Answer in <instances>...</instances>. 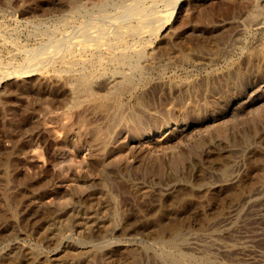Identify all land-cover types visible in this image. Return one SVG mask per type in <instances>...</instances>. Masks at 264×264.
<instances>
[{
    "label": "rangeland",
    "instance_id": "obj_1",
    "mask_svg": "<svg viewBox=\"0 0 264 264\" xmlns=\"http://www.w3.org/2000/svg\"><path fill=\"white\" fill-rule=\"evenodd\" d=\"M175 1V9L171 14L170 19L165 24H161L160 27L158 25V27L154 28L155 30H153V32H151V29H153V27H151L146 35L144 31V34H142V32L139 35L140 37L136 34L134 35L131 33L127 34L128 36H125L126 41L131 44V49L129 48L130 50L128 51H131L132 46L134 47L140 41L145 42L146 39V42L145 45L144 43L142 44V47L143 45L144 47L141 50L142 53L140 52L141 55L139 53V56L138 54L134 56L135 59L138 57L135 60V62L137 61L136 64H138V66L130 71L132 72L130 73L132 78V80L130 81V84L132 86L130 88L131 90H129L130 93L125 92L122 97L126 102H131V92H137L138 94L140 93V96H142L143 100H148L145 101V104H147L148 102L150 103H148L150 107L146 105L145 108L148 109L149 107L151 112L156 113H161L164 108L163 106H165L167 102L173 101V99L178 96L176 83L178 81H181L182 79H200L202 76L207 75L209 71H222L227 68L238 66L239 69L243 70L244 68L245 70L243 71L247 72L248 55L256 45L264 42V0ZM77 2L78 5L80 4L78 9L69 10V8L60 6L61 0H0L1 68L4 70L7 63L10 62L11 64L13 63V65H16L18 64V62H21V60L23 61L22 57L27 56V54H29V51H37L40 49L41 44H47L48 41H50L48 43H52L53 41H55V39L58 40L59 35L60 37H62V35L64 34H62V31H67L65 33L69 32V34L71 35L77 34L79 32L78 27L80 28L81 26L85 25L86 27H90L88 28L89 30L92 29V27H95L96 29V27L98 26L104 27L105 25L103 23L107 21H113V27L114 25H120L123 23H125L126 25L128 24V31H133V29L135 30L138 28V26L136 25H138L137 21L140 19L139 17L146 18L147 14H152L153 17H156V15L158 16L159 14V9H163L165 7L162 0H137L136 3H134L133 0H78ZM101 2H107V4H105L106 7L103 11L100 10L97 5ZM118 5L121 6L120 9L117 8ZM259 5H261V8ZM256 10H258V13L256 12ZM67 12L71 17L68 18L69 15L67 14ZM104 12H106L107 14ZM155 12L157 14H153ZM254 15L258 18L254 17ZM64 16L68 19V23L66 24L63 21ZM150 16H147V19H149L148 17ZM260 20H262L263 22ZM94 21H96L97 23L101 22V24L96 25V22ZM257 21L261 24H258ZM57 28L60 31L56 30V32L55 29ZM36 29H39L41 31ZM129 35L133 36L134 40L131 37L129 38ZM136 36H138V40ZM148 41L149 44L147 43ZM86 42L90 44L91 40H86ZM51 46L52 48H56L57 43H52ZM172 46L174 47V49H176L174 50ZM25 50L27 53H24ZM169 50H171V52ZM184 54H186L185 56L187 57H185ZM89 55L90 54L86 55L87 58H91L93 56L92 54L90 56ZM150 55L153 58V67H147L148 63H146L148 62V58L150 57ZM58 62L60 61H55V63H53V66H49L48 68H46V70H42V72L34 71V73H32V75L28 76L27 78L12 77L10 79H7L2 83V86H0V96L3 95L6 90H8V88L10 89L12 87L14 89L17 86V83L23 82L25 81V79H27L29 82L31 81L32 85L37 83L39 85V83L45 81H54L57 83L59 82V84L62 82L61 84H64L66 78L69 77V74L66 72H57L58 64L60 67V63ZM107 65L108 64L98 65L96 69L97 72L92 75L93 77H90L93 80L89 78L90 80L87 82V85L90 84L88 85L89 87L87 88L86 86L85 88L87 89L81 88L83 92L81 91V89H79L80 91L78 90V97H75L76 100H74L75 98L71 99L72 96L70 95V93L69 95H67V97H70H68V99H65L66 101L64 102H66V104L63 103L62 106H60V109H57L58 111L62 112L67 111V114L63 116L64 114L61 113L62 119L58 123L45 124L43 121L41 122V126L39 125L41 131L46 132L50 136V139H53L54 137V140L62 138L66 132V126H64L63 128V124H67L75 116H85L87 118V121L85 122L89 121L86 124L84 123L85 125L83 126L86 127L90 125L93 126L95 123L96 125H104L102 119L97 120V118H95L96 115H98V113L100 112V110H96L98 108H96L95 106L101 102V99L103 97V99H105V96L110 95L113 90H115L113 88L115 83H113L112 80L116 81V78L118 80V76L121 75L111 72V67ZM252 74L245 75L244 78L240 80V84H244L247 79L252 77ZM180 78L182 79L180 80ZM171 82L172 84H170ZM5 83L7 84V86ZM107 84H109V86H107ZM93 85L95 86L93 87ZM173 85L176 88H174ZM24 88L22 98L18 100V102H11L9 104L10 106L8 105V107H11L12 109L20 108L21 110L25 107L26 102L31 100L30 88L26 86ZM209 88L210 87H208V89ZM68 89L69 88H67V91ZM208 89H202L203 91L197 94V96H201H198V101L200 102V104H203V102L209 100V98L206 97H212V91L210 92ZM254 89V91L252 92L254 93L252 98H256L259 93H262L260 90H258V86L257 88L254 87ZM103 91H105V94L103 93ZM92 92H94V94H92ZM207 94H209V96ZM143 95H145L144 98ZM94 96L95 98H93ZM127 98L130 101H128ZM89 103L91 106H88ZM45 104L46 106H48L47 103ZM45 104L43 105L46 108ZM161 104H163V106H161ZM256 105H261L260 107H263L264 103L263 101H261ZM92 106L95 109H93ZM90 109H93L92 112H94L95 116L92 112H90ZM85 110L87 111V114ZM94 110L96 111V113ZM69 112L71 115L69 114ZM251 113L253 112L240 113L239 115L234 116L233 119H228L227 123H224V128L227 134H229L231 138L232 136L234 137V142L232 138L230 142L224 143L225 146H222V142L219 143L220 136L216 128L212 126H196L198 124V121H200L201 119H197L198 121L195 120L190 123H186L184 128V126H182L181 124L183 123L181 118L182 115L178 111L173 112L170 116H164L166 119L170 118L171 121H169V124L168 121L163 124V131L166 130V128H175V123H178L177 128H175L176 130L178 129V131H180V129L183 127L182 130L185 131V134L183 133L184 135L182 134L174 144L170 143V148L167 147V144L165 145L164 143H160L157 141L161 136L152 127H150L151 130L149 131V134H143L140 136L136 133H138V131H142L143 129H138L137 131H134L133 129H123L118 132L119 134L117 133L118 141H128L132 146L135 147V151L133 150V155H131L132 157H130V161H128L127 163L123 165L119 164V166L115 165V167H108L105 170H102L103 166L101 165L102 163L100 156L96 154L97 152L95 153V151L91 150L92 147H89V144L85 143L83 139L84 135H81L82 143L79 144L75 142L71 143L72 145L69 143L71 147H69V145L66 146L68 147L69 153L64 156L66 161L62 163L63 168L59 173L60 175L54 179L55 183L53 184V187L55 188H53V191L62 190L66 196L69 195V197L72 198L71 202L73 203L72 206L74 207H72L71 211L79 212V216L81 218L89 217V222L92 221L91 223L88 222L90 226H85V228L87 227L85 231L84 227L77 226L75 224L73 225L71 221L65 224H57L56 226L54 225L52 229V237L45 238L44 236H42V234L44 233V229H38L36 225L38 224L39 226L40 223L49 221L48 218H51V215L56 213L54 211H59L54 207V205H52V195L45 196L43 198H36L34 196H31L29 197L30 199H27L26 197L25 199L22 198V202V199H19L17 202H15V204L12 205L13 211L15 212L13 218L14 229H12L11 231L10 228L5 231L3 224H0V228L2 227L0 229V264H131L132 260V264L134 263V260H136V264H173L172 260L167 254L171 250L178 254H180V252L181 254H185V264H264V204H262L264 203V140L259 137L260 141H258V138L254 139V136H252L251 134V129L253 127L256 128V126H259L258 130L262 132L264 123L262 120L260 121V118L256 117L254 119V115ZM66 115L71 116V118L67 117ZM165 118L164 120L166 121ZM174 118L176 119L175 121H177L175 123L173 122ZM91 119L93 122L91 121ZM53 124L58 125L54 126ZM260 126H262L261 130ZM147 127L148 125L145 128ZM62 130H64V132ZM54 131H57L56 134L54 133ZM242 133H245L247 137H249L248 140H241L240 134ZM156 136L158 137L157 140ZM153 137L155 138V140ZM189 137L192 138V140H190ZM196 141L199 142V146L197 148V156L195 157L191 149H195L194 144H196ZM140 142H144L143 145L155 144L154 152H161L160 154H162L161 157L163 168V171H161V176V173H156L153 168H150L151 166L149 164L145 163V160L142 161L143 159L139 155L138 148H136V146H138ZM157 143L159 144V147ZM6 144L7 142H3L1 146L4 147ZM161 146H163V148ZM164 147L166 148L163 151ZM157 148L158 150H156ZM208 149H212L214 150V152L212 151L213 153L210 154V150L209 152L207 151ZM28 150L29 155H33V157L26 160L23 154H20L19 156L21 161H23L25 166H27V168H25V166H22V168L24 167V169H26H23V171H31V168L29 167L35 168L36 171H38V169H48V171L52 175L55 173L54 171H58L56 164H53L55 162L53 160L51 150L47 148L44 143H41L40 145L34 144L29 148H26V151ZM174 150L176 153H173L175 154L182 152V154L185 155L186 159L179 163L183 167L178 165V169L175 173L170 169L169 161L170 155L173 154L171 152ZM184 151H186L187 154ZM219 152L222 154V156L224 155L225 157H222ZM216 154L219 155L217 156ZM231 155H233V158ZM211 156L214 157L211 158ZM198 157L200 158V160ZM27 161L30 164H28ZM68 162L72 164L69 165ZM147 166L148 168L147 170H145ZM246 166L249 167L247 168ZM167 171L168 174H166ZM153 172L156 175L159 174L160 178ZM186 172H189V174H186ZM185 175L188 176L185 177ZM259 176H261V178H259ZM80 179H82L83 183L85 182L87 187L85 192L82 193L80 197L76 198L79 193L75 194L71 189H73L78 184V180L80 181ZM236 184H239V187ZM227 186H229V188ZM17 187H13L12 189H17ZM42 188L44 187H38L32 190L30 195H33L34 193L37 194L42 190ZM226 188L228 189V191H225V193L223 194ZM230 188H232L233 191H236L233 193L232 189ZM229 191H231L234 195L232 194L233 196L231 195V197H228L226 192L229 193ZM108 204H110V206ZM79 206L80 208H78ZM176 206L178 209L176 208ZM30 207L31 209H33L34 207V214H36V210L39 211H37V214L34 215L28 222L20 220V216L21 214L25 213V209L28 212L31 211ZM52 208L54 211L52 210ZM162 209L164 211V214H162L163 212H160L162 211ZM256 210L258 212H256ZM17 211L20 212L18 213ZM82 211L84 213H82ZM87 214L90 216H88ZM32 215L33 214L31 213V216ZM137 215H139L140 217H138ZM260 215H263V218ZM173 217L175 218L173 219ZM219 219H221L222 221H219ZM173 221L174 223L177 222L176 225L173 223ZM134 222H141L139 223L141 225L135 226ZM163 222L166 225V230L160 227ZM167 222H169V224H167ZM95 224L100 225L98 234H94L90 228ZM80 229H82L83 231H80ZM131 229L134 231H132ZM84 231L85 234H88L89 236H82ZM127 231L130 233H127ZM156 232L158 233L156 234ZM90 233H93V235ZM37 234L40 236H38ZM156 236H159L161 239ZM172 242L173 244H175V247L171 245ZM103 246H106L109 249H113L114 252L104 254V252L102 251H104V248L106 247ZM13 247L15 248L12 249ZM27 249L28 251H26ZM133 250L136 252H134ZM128 252L130 253L128 254Z\"/></svg>",
    "mask_w": 264,
    "mask_h": 264
},
{
    "label": "bare ground",
    "instance_id": "obj_2",
    "mask_svg": "<svg viewBox=\"0 0 264 264\" xmlns=\"http://www.w3.org/2000/svg\"><path fill=\"white\" fill-rule=\"evenodd\" d=\"M59 1V0H58ZM78 0H61V5L62 7L65 8H69V10H77L79 5L77 4ZM115 1V0H114ZM137 0H133L134 3H136ZM140 1V0H139ZM161 1V0H160ZM164 3V8L163 9H159V14L158 16L156 15V17L152 16V14L150 15H146V18L144 17H139L140 19L137 21L138 22V28L137 29H133V31H128L127 29V25L125 23L120 24V25H114L113 27V21H107L104 22L103 25L104 27H95L92 29H88L90 27H86L81 26L79 29V32L77 30V34H69L65 33L67 31H62V37H58V40L55 39V41H53L52 43H57V47L56 48H52V43H48L50 41H46L47 44H41L40 49L39 50H32L29 51V54H27V56H23V61L21 60V62H18V64L13 65V63H7V65L5 66V69L3 70L1 68V63H0V86H2V83L4 81H6L7 79H10L12 77H16V78H27L28 76L32 75V73H34V71L36 72H42V70H46V68H48L49 66H53V63H55V61H60L58 63H60V67L58 64V69L57 72H66L69 74V77L66 78V81L64 84H59V82H54V81H45V82H41L37 84L32 85L31 81L29 82L27 79H25V81L17 83V86L13 89L12 87L8 90H6V92L0 96V224H3V227L6 230L11 228L14 229V211H13V204H15V202H17L19 199L22 198H26L27 199L31 196H34L36 198H43L45 196H49L52 195V205H54V207L59 210V211H54L53 208L52 210L56 213L51 215V218H48L49 221H44V223H40L39 226L38 224L36 225L37 228H42L44 229V233H40L42 234V236H44L45 238L48 237H52V229L54 227V225L56 226L57 224L60 225L65 224L69 221H71L73 223V225H77V226H82L85 228V226H90L89 217H83L81 218L79 216V212H72V198L68 196H66L64 194V192L62 190H58V191H53V187L54 185V179L57 178L61 172V169L63 168L62 163L65 162V155H67L69 153L68 147H66L67 145H69V147H71V143H82V138L81 135H84V141L85 143L89 144V147L91 146V150L95 151L96 154H98L100 156L101 159V165L103 166L102 170H105L108 167H112L115 165L119 166V164H125L128 161H130V157H132L131 155H133V152L135 151V147L132 146L128 141H118V137H117V133L120 132L123 129H133L134 131H137L138 129H143L142 131H138V133H136L137 135H143V134H149V131L151 130L150 127L154 128V130L156 132H158V134H160L161 137H159V139L157 140V136H156V140L160 143H164L165 145L167 144V147H171V144L175 143V141H177V139L184 133L185 131L182 130V128L180 129V131H178V129L176 130L175 128H177L178 123H175L177 121H175L176 119L174 118V123H175V128H166V130H162L163 124H165V122L168 121V124L170 123L169 121H171L170 118H165L164 116H170L172 115L173 112L178 111L182 116V121L183 123L182 126H184L185 128V124L186 123H190L192 121L195 120H199L198 124L196 126H200V127H209L212 126L214 128L217 129V132L219 133V143L222 142V146L224 145V143H228L231 141V139L233 138V142H234V137L229 136V134H227L225 128H224V123H227V120L232 118L236 115H239L240 113H250L253 112L251 114L254 115V119L260 118V121L262 120L264 123V106L260 107L261 105H256L259 104L261 101H263L264 103V42L260 43L258 45H256L253 50L250 52V54L247 57V63H248V69L247 72L243 71L245 70L243 68V70L239 69L238 67H233V68H227L225 70L222 71H209L207 75L202 76L200 79H182L180 78L181 81H176V87L174 86V88H176L178 90V96L173 99V101L167 102L165 104V106H163V104H161V106H163V111L161 113H156V112H151V110L149 109V104H145V101H148L146 98V100L142 99V96H140L141 94L139 93H134L131 92V102H126L123 99V94L125 92H129V90H131L130 88L131 86V74L132 72H130L131 70H133L135 67L138 66L137 61L135 62V60L138 58H134V56H136V54H138L141 52L142 53V48L145 45V42L140 41L139 43H137L134 47L132 46V50H130L131 48V44L128 43L125 39V36H128L127 34H136V35H140L142 32V34H144L145 31V35L146 33H148V30L151 29V27H153V29H151L153 32V30H155V27H160L161 24H165L171 17V14L173 13L174 9H175V0H162ZM110 2V1H109ZM112 2V1H111ZM127 3V2H126ZM105 4H107V2H101L98 5V8L100 10H104L105 9ZM122 4V3H121ZM258 4V3H257ZM113 5V4H112ZM125 5V4H124ZM51 6V5H50ZM123 6V5H122ZM261 8V5H259ZM120 5L117 6V8L120 9ZM124 7V6H123ZM43 8V7H42ZM27 9V8H26ZM44 9V8H43ZM118 9V10H119ZM140 9V8H139ZM25 10V8H24ZM31 10V9H30ZM116 11V10H115ZM255 11V10H254ZM258 10H256L257 12ZM31 12V11H30ZM100 12V11H99ZM254 12V13H256ZM27 13V12H25ZM103 13V12H102ZM106 13V12H104ZM258 13V12H257ZM260 13V12H259ZM68 14V12H67ZM71 14V13H70ZM107 14V13H106ZM142 14V13H140ZM139 14V15H140ZM153 14H157L156 12ZM69 15V14H68ZM253 15V14H252ZM261 15V14H260ZM66 16V15H65ZM63 17V21L66 23H68V19L66 17ZM102 16V15H101ZM147 16L149 19H147ZM71 17L70 15L68 16V18ZM207 17V16H205ZM254 17H257L254 15ZM260 17V16H259ZM258 18V17H257ZM200 19V18H199ZM208 19V18H207ZM254 19V18H253ZM61 20V19H60ZM191 20V19H190ZM264 20V19H263ZM92 21V20H91ZM199 21V20H198ZM204 21V20H203ZM255 21V20H254ZM259 21V20H258ZM257 21V22H258ZM262 21V20H260ZM96 22V21H94ZM103 22V21H102ZM112 22V23H111ZM200 22V21H199ZM252 22V20H251ZM263 22V21H262ZM91 23V22H89ZM106 23V24H105ZM169 23V22H168ZM206 23V21H205ZM96 25L101 24V22L99 23H95ZM94 24V25H95ZM112 24V25H111ZM202 24V23H201ZM258 24H261L258 22ZM263 24V23H262ZM92 25V26H94ZM255 25V23H254ZM257 25V24H256ZM102 26V25H101ZM163 26V25H162ZM253 26V25H252ZM258 26V25H257ZM264 26V25H263ZM113 27V28H112ZM112 28V29H111ZM262 28V27H261ZM169 29V28H168ZM39 30V29H36ZM59 30L58 28L55 29ZM73 30V29H72ZM41 31V30H39ZM60 31V30H59ZM147 31V32H146ZM57 32V31H56ZM72 32V31H71ZM150 32V33H151ZM238 32V31H237ZM61 33V32H60ZM171 34V33H170ZM174 34V33H173ZM172 34V35H173ZM176 34V33H175ZM230 34V33H229ZM153 35V34H152ZM228 35V34H227ZM233 35V34H232ZM136 36V38L138 37ZM143 36V35H142ZM164 36V35H163ZM170 36V35H169ZM133 38V36L129 35V38ZM140 37V36H139ZM150 37V36H149ZM181 37V36H180ZM208 37V36H207ZM259 37V36H258ZM135 38V39H136ZM142 38V37H141ZM144 38V37H143ZM225 38V37H224ZM242 38V37H241ZM238 39V38H237ZM52 40V39H51ZM86 40H91L90 44L86 42ZM134 40V38H133ZM138 40V38H137ZM161 40V39H160ZM166 40V39H165ZM169 41V40H168ZM179 41V40H178ZM196 41V40H195ZM199 41V40H198ZM205 41V40H204ZM237 41V40H236ZM240 41V40H239ZM45 42V43H46ZM173 42V41H172ZM207 42V41H206ZM205 42V44H206ZM231 42V41H230ZM238 42V41H237ZM44 43V42H43ZM87 43V44H86ZM144 43L143 47L142 44ZM149 44V41L147 42ZM171 43V42H170ZM182 43V42H181ZM179 43V44H181ZM184 43V42H183ZM202 43V42H200ZM232 43V42H231ZM130 44V45H129ZM178 44V43H177ZM217 45V44H216ZM229 45V44H228ZM148 46V45H146ZM160 46V45H159ZM186 46V44H185ZM184 46V47H185ZM243 46V45H242ZM246 46V45H245ZM162 47V46H161ZM169 47V46H168ZM173 47V46H172ZM195 47V45H194ZM197 47V46H196ZM218 47V46H217ZM17 48V47H16ZM130 48V49H129ZM164 48V47H163ZM166 48V47H165ZM209 48V47H208ZM212 48V47H211ZM215 48V47H214ZM28 49V48H27ZM30 49V48H29ZM33 49V48H32ZM172 49V48H171ZM174 49V47H173ZM172 49V50H173ZM176 49V48H175ZM174 49V50H175ZM210 49V48H209ZM248 49V48H247ZM19 50V48H18ZM24 50V49H23ZM154 50V49H153ZM192 50V49H191ZM211 50V49H210ZM171 52V50H169ZM183 51V50H182ZM189 51V50H188ZM197 51V50H196ZM218 51V50H217ZM19 52V51H18ZM26 52V50L24 51V53ZM147 52V51H146ZM216 52V51H215ZM230 52V51H229ZM27 53V52H26ZM140 53V55H141ZM160 53V52H159ZM168 53V52H167ZM175 53V51H174ZM173 53V54H174ZM198 53V52H197ZM205 53V52H204ZM207 53V52H206ZM87 54H92L93 56L90 58H87ZM147 54V53H146ZM154 54V53H153ZM164 54V53H163ZM203 54V53H202ZM26 55V54H25ZM148 55V54H147ZM145 55V56H147ZM178 55V53H177ZM186 54H184L185 56ZM221 55V54H220ZM247 55V54H246ZM86 56V57H85ZM155 56V55H153ZM170 57V56H169ZM187 57V56H185ZM184 57V58H185ZM195 57V56H194ZM228 57V56H227ZM233 57V56H232ZM155 58V57H154ZM171 58V57H170ZM174 58V57H173ZM197 58V57H196ZM206 58V57H205ZM168 59V58H167ZM200 59V58H199ZM224 59V58H223ZM186 60V59H185ZM210 60V59H208ZM234 60V59H233ZM187 61V60H186ZM195 61V60H193ZM197 61V60H196ZM163 62V61H162ZM238 62V61H237ZM148 63L147 67H153V58L150 57L148 58ZM177 63V62H176ZM208 63V62H207ZM212 63V62H210ZM240 63V62H239ZM100 64H108L107 66L111 67V72L114 73H118L121 74L118 76V80L116 78L115 80H112L114 84V89L113 92L108 95L105 96V99H101V102L96 105L95 107L98 108L96 110H100V114L98 113V115H96L95 118H97V120L102 119V121L104 122V125H99L96 123L92 126H83L88 122L87 118L85 116H75L74 118H72V120L70 122H68L67 124H63V128L64 126H66V132L63 135L62 138L58 139V140H54L50 139V136L46 133L41 131L39 125L41 126V122L43 121L45 124L47 123H58L62 118L61 113H63L65 116V114H67V111H58L60 109V106H62L63 103L66 104L65 99L70 96L67 97V95L72 96L71 99H74L76 96L78 97V90L79 89H83L87 86V88L89 87L87 82L91 79L90 77L97 72V67ZM168 64V63H167ZM190 64V62H189ZM156 65V64H155ZM166 65V64H165ZM225 65V64H224ZM238 65V64H237ZM103 66V65H102ZM106 66V67H107ZM142 66V65H141ZM213 66V65H212ZM211 66V67H212ZM146 67V66H145ZM168 67V66H167ZM166 67V68H167ZM228 67V66H227ZM246 67V68H247ZM4 68V67H3ZM53 68V67H52ZM103 68V67H102ZM182 68V67H181ZM204 68V67H203ZM241 68V67H240ZM109 69V68H108ZM142 69V68H141ZM149 69V68H148ZM153 69V68H152ZM188 69V68H187ZM55 70V69H54ZM150 70V69H149ZM148 70V71H149ZM175 70V69H174ZM189 70V69H188ZM56 71V70H55ZM142 71V70H141ZM163 71V70H162ZM50 72V71H49ZM53 72V71H52ZM157 72V71H156ZM102 73V72H101ZM100 73V74H101ZM183 73V72H182ZM205 73V72H204ZM253 73V74H252ZM67 74V75H68ZM113 74V73H112ZM134 74V73H133ZM132 74V75H133ZM247 74H252V77L247 79L244 84H240V80H242L244 78L245 75ZM54 75V74H53ZM59 75V73H58ZM97 75V74H96ZM95 75V76H96ZM185 75V74H184ZM189 75V74H188ZM197 75V74H196ZM116 76V75H113ZM148 76V75H147ZM153 76V75H152ZM180 76V75H179ZM32 77V76H31ZM93 77V76H92ZM133 77V76H132ZM90 78V79H89ZM120 78V79H119ZM152 78V77H151ZM36 79V78H35ZM176 79V78H175ZM93 80V79H91ZM39 81V80H38ZM37 81V82H38ZM110 81V80H109ZM134 81V80H133ZM158 81V80H157ZM146 82V81H145ZM166 82V81H165ZM170 82V80H169ZM11 83V81H10ZM95 83V82H94ZM99 83V82H98ZM167 83V82H166ZM6 84V83H5ZM106 84V83H105ZM172 84V82L170 83ZM147 85V84H146ZM210 85V86H209ZM5 86V85H4ZM7 86V84H6ZM10 86V85H9ZM28 87L30 88V97L31 100H29L28 102H26V105L24 108H22L20 110V108H16V109H12L11 107H8V105L11 102H18V100H20L22 98V94H23V88L24 87ZM67 86V87H66ZM69 86V87H68ZM95 85H93L94 87ZM107 86H109V84H107ZM149 86V85H148ZM153 86V85H152ZM158 86V85H157ZM258 86V90H260L262 93H259V95L256 98H252L253 94L252 93L255 89L254 87L257 88ZM208 87H210L208 89ZM67 88L68 91H67ZM85 88V89H87ZM167 88V87H166ZM169 88V87H168ZM230 88V89H229ZM4 89V87H3ZM25 89V88H24ZM81 89V91L83 92V90ZM95 89V88H94ZM155 89V88H154ZM202 89H208L211 92V99L210 97H206L209 98V100L204 101L203 104H200V102L198 101V96L197 94H199L200 92H202ZM254 89V90H253ZM89 90V89H88ZM97 90V89H96ZM111 90V89H110ZM157 90V89H156ZM160 90V88H159ZM80 91V90H79ZM86 91V90H84ZM91 91V90H90ZM94 91V90H93ZM109 91V90H107ZM88 92V91H86ZM85 92V93H86ZM105 91H103L104 93ZM139 92V91H138ZM171 92V91H170ZM174 92V91H173ZM258 92V91H257ZM130 93V92H129ZM207 93V92H206ZM205 93V94H206ZM25 94V93H24ZM87 94V93H86ZM89 94V93H88ZM92 94H94V92H92ZM99 94V93H98ZM105 94V93H104ZM156 94V93H155ZM27 95V93H26ZM85 95V94H84ZM158 95V94H157ZM201 95V94H200ZM209 96V94H207ZM97 96V95H96ZM145 95H143L144 98ZM156 96V95H155ZM173 96V95H172ZM176 96V95H175ZM28 97V98H30ZM82 97V96H81ZM92 97V96H91ZM130 97V96H129ZM128 97V98H129ZM197 97V99H196ZM201 97V96H199ZM90 98V97H89ZM87 98V99H89ZM95 98V96L93 97ZM127 98V100H128ZM163 98V97H161ZM26 99V97H25ZM99 99V98H97ZM149 99V98H148ZM201 99V98H200ZM76 100V98L74 99ZM73 100V101H74ZM96 100V99H93ZM150 100V99H149ZM25 101V100H24ZM92 101V99H91ZM130 101V100H128ZM161 101V100H160ZM88 102V101H85ZM94 102V101H93ZM99 102V101H98ZM23 103V102H22ZM48 106H46V104ZM158 103V102H157ZM162 103V102H160ZM165 103V102H164ZM20 104V103H19ZM46 106V108L44 107V105ZM22 105V104H21ZM93 105V104H92ZM146 105H148V109H146ZM152 105V104H151ZM154 105V103H153ZM152 105V106H153ZM158 105V104H157ZM10 106V105H9ZM16 106V105H15ZM88 106H91L90 103ZM160 106V107H161ZM20 107V106H19ZM93 107V106H92ZM91 107V108H92ZM70 108V107H69ZM90 108V107H89ZM58 109V110H57ZM87 109V107H86ZM93 109H95L93 107ZM92 109V110H93ZM155 109V107H154ZM153 109V110H154ZM81 110V108H80ZM89 110V109H88ZM92 110L90 109V112H92ZM86 111V110H85ZM84 111V112H85ZM95 111V110H94ZM66 112V113H65ZM81 112V111H79ZM41 113V114H40ZM75 113V112H74ZM89 113V112H88ZM94 115V112H92ZM96 113V111H95ZM70 114V112H69ZM78 114V113H76ZM84 114V113H83ZM87 114V111H86ZM71 115V114H70ZM67 116V115H66ZM89 116V115H88ZM95 116V115H94ZM69 118H71V116H67ZM173 117V116H172ZM64 118V117H63ZM68 118V120H69ZM164 118L166 119V121L164 120ZM66 119V118H65ZM89 120V118H88ZM94 120V118H93ZM241 120V119H240ZM245 120V119H243ZM242 120V122H243ZM92 121V119H91ZM90 121V122H91ZM96 121V120H95ZM179 121V120H178ZM234 121V120H233ZM232 121V122H233ZM93 122V121H92ZM102 122V124H103ZM85 123V124H84ZM197 123V122H196ZM101 124V123H100ZM231 124V123H230ZM241 124V123H240ZM246 124V123H245ZM54 125V124H53ZM58 125V124H57ZM54 125V126H57ZM148 125L147 128H145ZM226 125V124H225ZM238 125V124H237ZM254 126V125H253ZM194 128V127H193ZM259 126L253 127L252 130V136H254L253 138H258L259 137L261 139L264 140V126L262 128V126H260V130L262 128V132H260L258 130ZM236 129V128H235ZM243 129V128H242ZM190 130V129H189ZM64 132V130H62ZM163 131V132H162ZM193 131V130H192ZM209 131V130H208ZM212 131V130H211ZM240 131V130H239ZM57 132V131H56ZM56 132L54 131V133L56 134ZM132 132V131H131ZM162 132V133H161ZM216 132V133H217ZM229 132V131H228ZM233 132V131H232ZM243 132V131H241ZM133 133V132H132ZM155 133V132H154ZM153 133V134H154ZM217 133V134H218ZM119 134V133H118ZM135 134V135H136ZM157 134V135H158ZM162 134V135H161ZM183 134V135H184ZM188 134V133H187ZM186 134V135H187ZM201 134V132H200ZM204 134V133H203ZM236 134V133H235ZM239 134V133H238ZM124 135V134H123ZM122 135V136H123ZM195 135V134H194ZM241 136V140H248L249 137H247V135L244 133L240 134ZM145 136V135H144ZM150 136V135H149ZM262 136V137H261ZM131 137V136H130ZM239 137V136H238ZM239 137V138H240ZM122 138V137H121ZM144 138V137H143ZM148 138V137H147ZM154 138V137H153ZM236 138V137H235ZM238 138V139H239ZM139 139V137H138ZM190 140H192V138L189 137ZM200 139V138H199ZM147 140V139H146ZM152 140V139H151ZM155 140V138H154ZM183 140V139H182ZM140 141V140H139ZM143 141V140H142ZM156 141V142H157ZM206 141V140H205ZM237 141V140H236ZM257 141V140H255ZM262 141V140H261ZM7 142V144L3 147L1 146L2 143ZM155 142V141H153ZM251 142V141H250ZM253 142V140H252ZM44 143L45 146H47V148H49L51 150V154L53 156V160L55 163H53L54 165L56 164L57 166V172L54 171L55 173L52 175L48 169H38V171H36L35 168L29 167L31 168V171H23L24 167L22 168V166H25L24 162L21 161L20 159V154H23L25 157V159L27 160L28 158L33 157V155H29V150L26 151V148H29L30 146L34 145V144H41ZM71 145H70V144ZM144 143V142H143ZM142 142H140V144L138 146H136V148H138V152L140 157L143 159L142 161H146L145 163L149 164L150 168H153L155 170L156 173H161L160 176L162 175L163 168H162V154L160 153H155L154 152V146L153 145H143ZM149 143V142H148ZM171 143V144H170ZM187 143V142H186ZM196 144H194L195 149H191L193 155H195V157L197 156V148L199 146V142H195ZM206 143V142H205ZM239 143V142H237ZM245 143V142H244ZM158 144V143H157ZM156 144V145H157ZM234 144V143H233ZM162 145V144H161ZM185 145V144H184ZM189 145V144H188ZM219 145V144H217ZM164 146V145H163ZM163 146H161L163 148ZM192 146V145H191ZM197 146V147H196ZM225 146V145H224ZM255 146V145H254ZM159 147V144H158ZM235 147V146H234ZM161 148V149H162ZM166 147H164L163 151L165 150ZM201 148V147H200ZM199 148V149H200ZM209 148V147H208ZM206 149V148H205ZM215 149V148H212ZM212 149H208L207 151L209 152L210 150V154L214 152V150ZM260 149V148H259ZM85 150V149H84ZM134 150V151H133ZM158 150V148L156 149ZM184 150V149H183ZM188 150V149H187ZM170 151V150H169ZM213 151V152H212ZM252 151V150H251ZM250 151V153H251ZM85 152V151H84ZM91 152V151H90ZM159 152V151H158ZM175 152L172 151L171 153ZM179 152V151H178ZM177 152V153H178ZM186 153V151H184ZM200 152V151H199ZM207 152V153H208ZM176 153V152H175ZM173 153V154H175ZM190 153V152H189ZM188 153V155H189ZM191 153V154H192ZM216 153V152H215ZM220 153V152H219ZM225 153V152H224ZM227 153V152H226ZM263 153V152H262ZM88 154V153H87ZM164 154V153H163ZM168 154V153H166ZM170 155V169L175 173L176 170L178 169V165L181 166L179 163L185 159V155L182 154V152L173 155ZM187 154V153H186ZM221 154V153H220ZM240 154V153H239ZM138 155V154H137ZM217 155V154H216ZM215 155V157H216ZM219 155V154H218ZM217 155V156H218ZM235 155V154H234ZM206 156V155H205ZM222 156V154H221ZM219 156V157H221ZM228 156V155H227ZM233 158V155H231ZM249 156V155H248ZM37 157V156H36ZM39 157V156H38ZM69 157V156H68ZM67 157V158H68ZM71 157V156H70ZM139 157V158H140ZM214 157V156H213ZM211 156V158H213ZM218 157V158H219ZM222 157H225L224 155ZM235 157V156H234ZM257 157V156H256ZM255 157V159H256ZM263 157V156H262ZM95 158V157H94ZM97 158V157H96ZM140 158V159H141ZM166 158V157H165ZM192 158V157H191ZM199 158V157H198ZM197 158V159H198ZM205 158V157H204ZM244 158V156H243ZM85 159V158H84ZM93 159V158H92ZM139 159V160H140ZM208 159V158H207ZM206 159V160H207ZM217 159V158H216ZM225 159V158H224ZM229 159V157H228ZM254 159V160H255ZM68 160V159H67ZM86 160V159H85ZM191 160V159H190ZM200 160V158H199ZM203 160V159H202ZM211 160V159H210ZM233 160V159H232ZM261 160V159H260ZM79 161V160H77ZM87 161V160H86ZM92 161V160H91ZM197 161V160H196ZM195 161V162H196ZM230 161V160H229ZM264 161V160H263ZM26 162V161H25ZM28 162V161H27ZM70 162V160H69ZM68 164H72L69 163ZM88 162V161H87ZM98 162V161H97ZM96 162V163H97ZM190 162V161H189ZM246 162V161H245ZM251 162V161H250ZM261 162V161H260ZM259 162V163H260ZM130 163V162H129ZM194 163V162H193ZM231 163V162H230ZM24 164V165H23ZM28 164H30L28 162ZM77 164V163H76ZM90 164V163H88ZM94 164V163H93ZM213 164V163H212ZM240 164V163H239ZM68 165V166H69ZM87 165V164H86ZM165 165V164H164ZM167 165V164H166ZM186 165V164H184ZM205 165V164H204ZM216 165V164H215ZM220 165V164H219ZM253 165V164H252ZM50 166V165H49ZM121 166V165H120ZM133 166V165H132ZM130 166V167H132ZM222 166V165H221ZM234 166V165H233ZM251 166V165H250ZM55 167V166H53ZM65 167V166H64ZM98 167V166H97ZM137 167V166H136ZM183 167V166H181ZM247 167V166H246ZM249 167V166H248ZM247 167V168H248ZM25 168H27V166H25ZM38 168V167H37ZM69 168V167H68ZM122 168V167H121ZM148 166L145 168V170H147ZM190 168V167H189ZM244 168V166H243ZM35 169V170H34ZM111 169V168H110ZM187 169V168H186ZM206 169V168H205ZM211 169V168H210ZM262 169V168H261ZM26 170V169H24ZM28 170V169H27ZM30 170V169H29ZM64 170V169H63ZM122 170V169H121ZM126 170V169H125ZM124 170V172H125ZM66 171V170H65ZM119 171V169H118ZM123 171V170H122ZM141 171V170H140ZM181 171V170H179ZM196 171V170H195ZM232 171V170H231ZM230 171V172H231ZM246 171V170H245ZM147 172V171H146ZM149 172V171H148ZM217 172V171H215ZM229 172V173H230ZM106 173V172H105ZM104 173V174H105ZM122 173V172H121ZM154 173V172H153ZM207 173V172H205ZM233 173V172H232ZM107 174V173H106ZM155 174V173H154ZM159 174H155L156 176H159ZM168 174V171L167 173ZM185 174V173H184ZM186 174H189V172H186ZM203 174V173H202ZM216 174V173H215ZM219 174V173H218ZM226 174V173H225ZM91 175V174H90ZM173 175V174H172ZM176 175V174H175ZM174 175V177H175ZM209 175V174H208ZM212 175V174H211ZM96 176V175H95ZM98 176V175H97ZM151 176V175H150ZM149 176V177H150ZM159 176V178H160ZM188 175H185V177ZM245 176V175H243ZM256 176V175H255ZM155 177V176H154ZM166 177V176H165ZM177 177V176H176ZM222 177V176H221ZM85 178V177H84ZM158 178V177H157ZM183 178V177H182ZM213 178V177H212ZM225 178V177H224ZM259 178H261V176H259ZM77 179V178H76ZM149 179V178H148ZM165 179V178H164ZM194 179V178H193ZM207 179V178H205ZM210 179V178H209ZM208 179V180H209ZM258 179V178H257ZM162 180V179H161ZM172 180V179H171ZM176 180V179H175ZM221 180V179H220ZM219 181V180H218ZM223 181V180H222ZM229 181V179H228ZM58 182V181H56ZM155 182V181H154ZM198 182V181H197ZM200 182V181H199ZM16 183V184H15ZM252 183V182H251ZM156 184V183H155ZM154 184V185H155ZM69 185V184H68ZM76 185V184H75ZM231 185V184H230ZM233 185V184H232ZM237 185V184H236ZM239 185V184H238ZM237 185V186H238ZM253 185V184H252ZM19 186V187H17ZM71 186V185H70ZM179 186V185H178ZM204 186V185H203ZM250 186V185H249ZM248 186V187H249ZM13 187H17V189H12ZM38 187H44L38 190L39 191L37 194L36 193H32L33 195H30L31 191L38 188ZM86 184L85 182L83 183L82 179H80V181L78 180V184L71 190L74 191L75 194L79 193L77 195L76 198L80 197L82 193L85 192L86 190ZM104 187V186H103ZM209 187V186H207ZM229 188V186H227ZM239 187V186H238ZM247 187V186H246ZM243 188V187H242ZM187 189V188H186ZM232 189V188H230ZM241 189V188H239ZM260 189V188H259ZM112 191V190H111ZM185 191V190H184ZM191 191V189H190ZM213 191V190H212ZM216 191V190H215ZM214 191V192H215ZM225 191H228V189L226 188L223 192V194L225 193ZM233 191V189H232ZM236 191V190H235ZM233 191V193L235 192ZM63 192V193H62ZM188 192V191H186ZM193 192V191H192ZM195 192V191H194ZM73 193V194H74ZM228 197L233 194L231 191L226 192ZM101 194V193H100ZM184 194V193H183ZM238 194V193H237ZM99 195V194H98ZM108 195V194H107ZM208 195V194H207ZM226 195V194H225ZM234 195V194H233ZM232 195V196H233ZM83 196V195H82ZM92 196V195H91ZM90 196V197H91ZM157 196V195H156ZM174 196V195H173ZM220 196V195H219ZM218 196V197H219ZM222 196V194H221ZM73 197V196H72ZM108 197V196H107ZM152 197V196H151ZM182 197V196H181ZM209 197V196H208ZM74 198V199H76ZM102 198V197H101ZM100 198V199H101ZM30 199V198H29ZM95 199V198H94ZM93 199V200H94ZM104 199V198H103ZM176 199V198H175ZM219 199V198H218ZM223 199V198H222ZM225 199V198H224ZM233 199V198H232ZM187 200V199H186ZM263 200V199H262ZM23 201V199L21 200V202ZM79 201V200H78ZM113 201V200H112ZM116 201V199H115ZM171 201V199H170ZM227 201V200H226ZM81 202V201H80ZM178 202V201H177ZM221 202V201H220ZM171 203V202H170ZM181 203V202H180ZM185 203V202H184ZM258 203V202H257ZM178 204V203H177ZM182 204V203H181ZM197 204V203H196ZM223 204V203H222ZM259 204V203H258ZM261 204V203H260ZM264 204V203H262ZM96 205V204H95ZM110 206V204H108ZM107 205V206H108ZM172 205V204H171ZM43 206V205H41ZM40 206V207H41ZM106 206V205H105ZM168 206V205H167ZM195 206V205H194ZM216 206V205H215ZM257 206V205H256ZM260 206V205H259ZM262 206V205H261ZM21 207V206H19ZM39 207V206H38ZM47 207V206H46ZM50 207V206H49ZM152 207V206H151ZM171 207V206H170ZM181 207V206H180ZM263 207V206H262ZM54 208V209H55ZM74 208V207H73ZM80 208V206L78 207ZM86 208V207H85ZM177 208V206H176ZM258 208V207H257ZM31 209V207H30ZM43 209V208H42ZM113 209V208H112ZM156 209V208H155ZM178 209V208H177ZM261 209V208H260ZM15 210V209H14ZM24 210V209H23ZM77 210V209H76ZM83 210V209H82ZM90 210V209H89ZM159 210V209H158ZM161 210V209H160ZM192 210V209H191ZM22 211V209H21ZM32 211V212H31ZM31 213L33 214L31 216V213L26 211L25 209V213L21 214V219L22 221L28 222L29 220L32 219V217L34 215L37 214L36 210V214H34L35 210L34 207L33 209H31ZM52 211V212H53ZM87 211V210H86ZM85 211V212H86ZM166 211V210H165ZM264 211V210H263ZM18 212V211H17ZM20 212V211H19ZM18 212V213H19ZM119 212V211H118ZM162 214H164V211L162 209V211H160ZM159 212V213H160ZM190 212V210H189ZM256 212H258L256 210ZM22 213V212H21ZM82 213H84L82 211ZM149 213V212H148ZM158 213V214H159ZM263 213V212H262ZM152 214V213H151ZM258 214V213H257ZM261 214V213H259ZM46 215V214H45ZM49 215V214H48ZM82 215V214H81ZM85 215V214H84ZM88 215V214H87ZM117 215V214H116ZM192 215V214H191ZM90 216V215H88ZM93 216V215H92ZM120 216V214H119ZM138 217H140L139 215H137ZM177 216V215H176ZM184 216V215H183ZM261 216V215H260ZM135 217V218H138ZM142 217V216H141ZM180 217V216H179ZM259 217V216H258ZM263 218V215L261 216ZM43 218V217H42ZM117 218V217H116ZM150 218V217H149ZM175 217H173L174 219ZM188 218V217H186ZM260 218V217H259ZM17 219V218H16ZM36 219V218H35ZM113 219V218H112ZM183 219V218H182ZM138 220V219H137ZM179 220V219H178ZM221 219H219L220 221ZM110 221V220H109ZM114 221V220H113ZM141 221V220H140ZM152 221V220H151ZM176 221V220H175ZM222 221V220H221ZM89 222V223H88ZM147 222V220H146ZM150 222V221H149ZM183 222V221H180ZM96 223V222H95ZM112 223V222H111ZM141 222H134L135 226H139L141 224H139ZM162 223V222H161ZM166 223V222H165ZM172 223V222H170ZM174 223V221H173ZM177 223V222H176ZM176 223H174L176 225ZM31 224V223H30ZM113 224V223H112ZM133 224V225H134ZM148 224V223H147ZM167 224H169V222H167ZM179 224V223H178ZM69 225V224H68ZM145 225V224H144ZM63 226V225H62ZM50 227V228H49ZM61 227V226H60ZM100 225L95 224L93 227H90L92 232L94 234H98V230H99ZM110 227V225H109ZM160 227L162 229L166 230V225L161 224ZM2 228V227H1ZM0 228V229H1ZM87 228V227H86ZM86 228L84 229L86 231ZM89 228V227H88ZM108 229V228H107ZM124 229V228H123ZM140 229V228H139ZM169 229V228H168ZM167 229V230H168ZM171 229V228H170ZM41 230V229H40ZM62 230V229H60ZM82 229H80L81 231ZM88 230V229H87ZM122 230V229H121ZM128 230V229H127ZM132 230V229H131ZM172 230V229H171ZM18 231V230H17ZM42 231V230H41ZM83 231V230H82ZM85 231L83 233L82 236L87 237L89 236L88 234H85ZM134 231V230H132ZM16 232V231H15ZM91 232V231H90ZM4 233V232H2ZM7 233V232H6ZM38 233V232H37ZM93 233H90L93 235ZM108 233V231H107ZM127 233H130L127 231ZM158 232H156L157 234ZM60 234V233H59ZM80 234V233H79ZM105 234V233H104ZM132 234V233H131ZM148 234V233H147ZM154 234V235H156ZM2 235V234H1ZM38 235V234H37ZM123 235V234H122ZM40 236V235H38ZM58 236V235H56ZM91 236V235H90ZM96 236V235H95ZM101 236V235H100ZM119 236V235H118ZM121 236V234H120ZM131 236V235H130ZM124 237V236H123ZM128 237V236H127ZM150 237V235H149ZM159 237V236H156ZM174 237V235H173ZM176 237V236H175ZM40 238V237H39ZM49 238V239H50ZM99 238V237H98ZM103 238V237H102ZM113 238V237H112ZM117 238V236H116ZM44 239V238H43ZM86 239V238H85ZM91 239V238H90ZM97 239V238H96ZM95 239V240H96ZM159 239H161L159 237ZM178 239V238H177ZM45 240V239H44ZM76 240V239H75ZM94 240V239H93ZM111 240V239H110ZM53 241V240H52ZM106 241V240H105ZM104 241V242H105ZM108 241V240H107ZM161 241V240H160ZM172 241V240H171ZM170 241V243H171ZM102 242V241H101ZM52 243V242H51ZM96 243V242H95ZM169 243V242H168ZM94 244V243H93ZM163 244V243H162ZM167 244V243H166ZM60 245V244H59ZM175 247V244H172ZM23 246V245H22ZM21 246V247H22ZM83 246V245H82ZM89 247V246H88ZM106 247V246H103ZM101 247V248H103ZM15 247H13L12 249H14ZM134 249V248H133ZM166 249V248H165ZM168 249V248H167ZM175 249V248H174ZM135 250V249H134ZM133 250V251H134ZM176 250V249H175ZM25 251V250H24ZM28 251V249L26 250ZM30 251V250H29ZM84 251V250H83ZM82 251V252H83ZM97 251V250H96ZM101 251V250H100ZM138 251V250H137ZM32 252V250H31ZM53 252V251H52ZM104 254H109V253H113V249H109V248H104ZM101 252V253H102ZM136 252V251H134ZM177 252V251H176ZM12 253V252H11ZM97 253V252H96ZM119 253V252H118ZM117 253V254H118ZM130 252H128L129 254ZM37 254V253H36ZM136 254V253H135ZM168 256L170 257V259L172 260L173 264H185L184 263V259H185V254H178L175 253L174 251H169ZM96 255V254H94ZM126 255V254H125ZM161 255V254H160ZM12 256V255H11ZM35 256V255H34ZM69 256V255H68ZM99 256V255H97ZM124 256V255H123ZM104 257V256H103ZM110 257V255H109ZM134 257V256H133ZM115 258V257H114ZM33 259V258H32ZM60 259V258H59ZM106 259V258H105ZM108 259V258H107ZM116 259V258H115ZM11 260V259H10ZM29 260V259H27ZM119 260V259H117ZM130 260V259H129ZM133 261V260H132ZM131 261V264H132ZM139 261V260H138ZM140 262V261H139ZM5 263V262H4ZM7 263V262H6ZM17 263V261H16ZM94 263V261H93ZM129 263V262H128ZM134 263L136 264V260H134ZM133 263V264H134ZM8 264V263H7ZM22 264V263H21ZM86 264V263H85ZM88 264V263H87ZM90 264V263H89Z\"/></svg>",
    "mask_w": 264,
    "mask_h": 264
}]
</instances>
